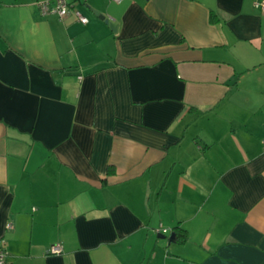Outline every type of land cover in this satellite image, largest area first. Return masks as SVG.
<instances>
[{
  "label": "crops",
  "instance_id": "obj_1",
  "mask_svg": "<svg viewBox=\"0 0 264 264\" xmlns=\"http://www.w3.org/2000/svg\"><path fill=\"white\" fill-rule=\"evenodd\" d=\"M41 1L0 0L9 264H264L261 0Z\"/></svg>",
  "mask_w": 264,
  "mask_h": 264
},
{
  "label": "built area",
  "instance_id": "obj_2",
  "mask_svg": "<svg viewBox=\"0 0 264 264\" xmlns=\"http://www.w3.org/2000/svg\"><path fill=\"white\" fill-rule=\"evenodd\" d=\"M74 0H47L36 3V7L38 11L42 15L55 16L59 20H63L68 17L71 13L75 15L77 21L86 25L88 23V19L81 14V12L74 8ZM85 1V0H82ZM114 3H120L121 0H112ZM261 12L264 13V0L258 1L255 4ZM6 228L10 229L11 224H6ZM51 253L58 254L61 252L60 246H54L50 250ZM7 251L3 247V241L0 239V264H9L7 261Z\"/></svg>",
  "mask_w": 264,
  "mask_h": 264
},
{
  "label": "trees",
  "instance_id": "obj_3",
  "mask_svg": "<svg viewBox=\"0 0 264 264\" xmlns=\"http://www.w3.org/2000/svg\"><path fill=\"white\" fill-rule=\"evenodd\" d=\"M210 19H211V21L216 20L215 15L212 14ZM174 230L176 231V233H175V241H177L178 243H185L186 238H187L186 237V232L184 230L180 229L179 227H176ZM7 261H8V256H7Z\"/></svg>",
  "mask_w": 264,
  "mask_h": 264
},
{
  "label": "water",
  "instance_id": "obj_4",
  "mask_svg": "<svg viewBox=\"0 0 264 264\" xmlns=\"http://www.w3.org/2000/svg\"><path fill=\"white\" fill-rule=\"evenodd\" d=\"M92 12L94 13V15L99 17V19L103 20L105 24L109 25L110 29H112L113 32L116 30L113 23H109V20L105 19V17L103 15H101L98 11L93 10ZM169 241L170 242L175 241V234L174 233L170 235Z\"/></svg>",
  "mask_w": 264,
  "mask_h": 264
}]
</instances>
